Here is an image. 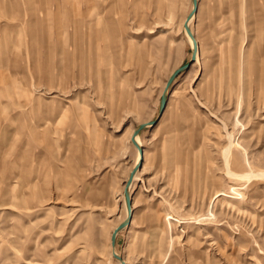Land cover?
<instances>
[{"label":"rangeland","instance_id":"rangeland-1","mask_svg":"<svg viewBox=\"0 0 264 264\" xmlns=\"http://www.w3.org/2000/svg\"><path fill=\"white\" fill-rule=\"evenodd\" d=\"M191 9L0 0V264H119L131 134L191 58ZM191 27L200 60L140 133L116 248L127 264H264V0H199ZM230 145L233 172L261 174L231 175Z\"/></svg>","mask_w":264,"mask_h":264},{"label":"water","instance_id":"water-1","mask_svg":"<svg viewBox=\"0 0 264 264\" xmlns=\"http://www.w3.org/2000/svg\"><path fill=\"white\" fill-rule=\"evenodd\" d=\"M193 2V8L190 12V14L188 15L185 23H184V28L188 34V36L192 39L193 41V48H192V54H191V58L188 62H186L185 64H183L182 66L178 67L177 69H175L173 71V73L170 75V77L167 80L166 83V87L162 93L161 96V101H160V117L163 115V113L165 112L166 108H167V104H168V94H169V89L171 88V86L173 85L174 81L176 80V78L183 72L188 71L192 65L197 61V57L199 54V42L197 40V37L193 31V29L190 26V21L192 18H194L199 10V0H192ZM159 118L155 119V120H151L148 122H143L141 123L138 127L135 128L132 136H131V141L132 143L137 147V149L140 151L141 153V157H143L144 155V148L143 145H141L138 140H137V136L140 135V133L148 126H153L156 125L159 121ZM143 165V158H141V160H139V162L133 167V169L131 170V172L129 173V176L125 182V187H124V198H125V202H126V208H127V217L114 229V231L111 234V246L113 249V257L116 260H119L121 262V264H127V262L125 261V259L123 258V256L118 253L116 251V247H117V237L118 234L125 228H127L133 220V198H132V194H131V187L132 184L135 180V176L138 173V171L141 170Z\"/></svg>","mask_w":264,"mask_h":264},{"label":"bare ground","instance_id":"bare-ground-1","mask_svg":"<svg viewBox=\"0 0 264 264\" xmlns=\"http://www.w3.org/2000/svg\"><path fill=\"white\" fill-rule=\"evenodd\" d=\"M192 8H193V2H192ZM192 10V9H191ZM191 12V11H190ZM200 12V11H199ZM190 14V13H189ZM188 14V15H189ZM188 17V16H187ZM187 17H185V19H184V22H183V32H184V34H185V37H186V39H187V41H188V43H189V46H190V48H191V50H192V48H193V41H192V39L188 36V34H187V32H186V30H185V28H184V23H185V21H186V19H187ZM194 18H192L191 19V21H190V26H191V22H192V20H193ZM192 28V27H191ZM198 40V39H197ZM198 42H199V40H198ZM199 44H200V42H199ZM199 56H200V45H199V54H198V57H197V62H199V60H200V58H199ZM133 134V133H132ZM132 134H131V136H132ZM137 140H138V142L142 145L143 143H142V140H141V137H140V135L139 136H137ZM132 142V141H131ZM133 144V143H132ZM134 145V144H133ZM135 146V145H134ZM135 149H136V158H135V162H134V164L136 165L138 162H139V160H141V158H143V160H146L147 159V152H146V150H144V155H143V157H141V153H140V151L137 149V147L135 146ZM226 159H227V164H228V168H229V165L233 162V158H234V155H233V153L231 152V145L228 147V149H226ZM237 162V161H236ZM237 164V163H236ZM134 165V166H135ZM230 168H231V166H230ZM229 168V173L231 174V175H234V176H238V177H252V176H255V175H260L261 173H258V174H255V172H254V174H253V172L251 173V172H246V173H236V172H233L232 170L233 169H230ZM132 169H133V167H132ZM131 169V170H132ZM131 172V171H130ZM137 178V174H136V176H135V179ZM122 195H123V202H124V209H125V217H124V219L127 217V208H126V202H125V198H124V193H122ZM134 216V215H133ZM134 218V217H133ZM123 219V220H124ZM118 226V224L115 226V228ZM114 228V229H115ZM116 251L118 252V250H117V248H116ZM119 253V252H118ZM111 256H113V250H111ZM118 262H119V264H121V262L119 261V260H117Z\"/></svg>","mask_w":264,"mask_h":264},{"label":"crops","instance_id":"crops-1","mask_svg":"<svg viewBox=\"0 0 264 264\" xmlns=\"http://www.w3.org/2000/svg\"><path fill=\"white\" fill-rule=\"evenodd\" d=\"M126 261V260H125Z\"/></svg>","mask_w":264,"mask_h":264}]
</instances>
